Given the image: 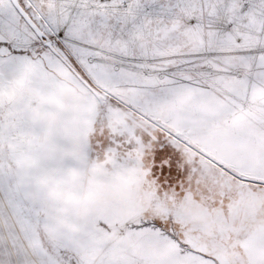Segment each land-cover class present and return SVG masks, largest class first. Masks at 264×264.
<instances>
[{
  "label": "snow or ice",
  "instance_id": "snow-or-ice-1",
  "mask_svg": "<svg viewBox=\"0 0 264 264\" xmlns=\"http://www.w3.org/2000/svg\"><path fill=\"white\" fill-rule=\"evenodd\" d=\"M0 264H264V0H0Z\"/></svg>",
  "mask_w": 264,
  "mask_h": 264
}]
</instances>
